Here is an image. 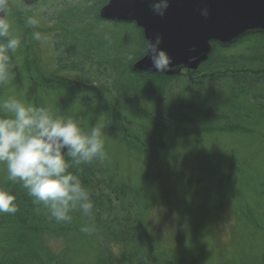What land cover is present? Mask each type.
<instances>
[{"label": "rangeland", "instance_id": "1", "mask_svg": "<svg viewBox=\"0 0 264 264\" xmlns=\"http://www.w3.org/2000/svg\"><path fill=\"white\" fill-rule=\"evenodd\" d=\"M100 1L44 0L27 9L22 0H10L11 35L22 43L13 55L14 77L2 87L0 99L14 96L26 104L45 107L56 116L78 121L85 132L92 126L101 127L107 158L93 161L101 178H93L88 190L93 201L100 198L101 191H110L109 187L123 192L113 207L103 200L107 212L98 217L94 214L95 230L90 235L80 230L87 222L80 211L71 213V223H56L43 208L42 217L65 234L43 239V249L37 252L41 264H138L141 259L153 264L167 259L181 264H264V85L255 86L247 96L238 94L232 85L211 86L199 101L205 116L187 113L182 118L168 117L167 111L182 101L199 105L184 94L180 84L174 85L158 106L140 96L121 110L117 128L132 137L131 143H125L124 133L115 132L116 126L90 96L51 83L55 76H63L80 87L94 81L109 84L108 72L99 69L100 58L115 56L128 64L144 52L132 24L98 23L87 15L77 25L76 17L83 9L94 10ZM29 16L39 19V26L32 28L41 33L39 41L26 31L31 28L26 26ZM58 17L62 20L54 21ZM65 26L70 31L78 29L80 44L71 42L70 46L77 54L74 60L83 64L82 71L60 70V54L52 37L55 27L61 30ZM28 44L37 51L31 53L39 60L36 68L42 72V82L32 79L24 66ZM230 46L221 53L237 58L264 57V44L258 38ZM90 57L96 58L94 65L86 59ZM248 67L255 70L260 66L253 63ZM159 122L166 124V129ZM229 124L246 131H222ZM7 182L6 171L0 166V187H6ZM9 215L0 214V258L7 245L3 243L6 234L12 231L6 218Z\"/></svg>", "mask_w": 264, "mask_h": 264}, {"label": "trees", "instance_id": "2", "mask_svg": "<svg viewBox=\"0 0 264 264\" xmlns=\"http://www.w3.org/2000/svg\"><path fill=\"white\" fill-rule=\"evenodd\" d=\"M106 3H108V0H101L96 6L93 7L94 10L90 8L88 9V7L83 9L85 11H82V13L76 17V20L78 21L77 25L82 23L85 20L84 16L87 15H89V17L92 16V19L98 21V23L102 22L99 18L98 11L100 7ZM25 7L27 9H31V7H27L26 5ZM60 20H62L61 17L54 19V21L59 22ZM61 24L64 25L65 22ZM63 27L61 30H57V27H55L56 29L52 28L54 31H56V34L52 37V44L55 51L60 54L58 57V63L61 67L60 70L66 72L82 71L83 64L80 61L76 62V59L74 60V57L77 54L71 50L70 46L71 42L80 44L78 37H76L78 29L76 31H70L71 29H69L67 26H65V28ZM132 27L137 29L139 33V42L141 47L144 49V52L141 53L138 58L128 62V64L122 63L124 60L121 62L119 58L115 56L105 60L100 58V60L97 61L99 69L108 72V79L111 80L109 84L104 83L101 85V83L94 81L90 82L89 86L83 85L80 87L76 83H73L71 79H66L63 76H55V82H51L58 83L62 89H68L71 92L81 91L82 93L90 96L91 101H96L98 104L97 107H99V110L104 115V117H106L109 122H112L113 125L116 126V130L114 129L115 132L122 133V136L124 131H120L117 128L119 125L118 123L121 110L123 109V106L126 107L129 104L136 102L140 96L144 97V99L149 101L152 105L158 106L161 105V103L170 95V89H173L174 85L180 84L181 88H183L184 94L193 97L198 101L199 105H196V103L194 104L182 101L180 104L172 108V110L170 109L167 111L168 117L175 116L177 118H182L187 113L194 115L201 113V115L205 116L206 114L201 112L199 109V107H201L199 101L201 99V93L203 91H208L211 86H218L220 84L229 86L232 85L235 87L236 91H238V94H246L247 96L253 90V88H255V86L264 85V57H227L221 52L229 50L228 48L231 46L223 47L217 43L213 44V52L209 60L201 65L198 70L183 71V73L180 75L172 77L166 76L164 74L150 75L135 73L132 71V66L138 59H142V57L145 55V52L147 51V44L145 42L142 30L137 28L135 25H132ZM26 31L32 36V28H27ZM47 32L50 33L51 30H48ZM251 38H258V40L264 44V34L259 32L245 36L236 43ZM30 45L31 44H28L26 46L27 49L25 50L26 59L24 66L26 68L27 74L31 75L32 79H34L36 82H42L41 78H39L40 75L42 77V72L36 68L39 60L35 61L36 58L32 57V53H36L37 51ZM11 59L14 65L15 60L13 55ZM86 59H88L90 61L89 63L92 65H94L96 62V58L93 57ZM253 63L259 64V69L254 70L248 67ZM34 69L36 70L32 75V70ZM45 82L50 83L47 81ZM1 90L2 87H0V93L2 92ZM166 108H171V106H167ZM163 119L160 121L163 122ZM157 124L160 127L166 129V124L161 122ZM222 131L245 132L246 130L240 126L229 124L227 127L222 128ZM124 135L123 141L125 143H131L130 139L132 137L126 133H124ZM131 146H133V144H131ZM141 146L146 147L144 145ZM133 148L139 150V148L135 145ZM95 167L97 168V166L92 162L91 164H84L79 168L74 167L70 168L69 170L78 175L83 185L89 189L87 185L90 182H93V178L95 180L101 178V176H99L100 171L98 170L97 172L94 169ZM5 186V189H8L16 196L15 203L17 205L18 211L15 214H11V216L9 215L6 217L10 221L12 231L6 234L7 236L3 241V243H6L7 245L2 248L3 255L0 258V264H41L37 252L39 249H43V239H46L51 234L61 236L62 234H65V230L61 227H51L50 222L46 220V218L42 217L43 207L34 205L32 198L27 194V190L22 188L20 184H13L8 181ZM108 190L110 191H101L99 193L100 198L94 201V214H96L97 217L104 215L105 212H107L106 209H104L103 200H107L111 207H113L115 203H119L121 201L120 193L123 192L120 191V188L109 187ZM90 194L94 199L93 193L90 192ZM98 206L101 209H99ZM37 208H39V210H37ZM13 216H16L17 219L14 220L9 218ZM120 236H123L122 232H120ZM117 239L119 240L120 238ZM142 260L143 259L139 260L138 264H153L147 260ZM154 264L181 263L175 259H167L163 260L162 263L155 261Z\"/></svg>", "mask_w": 264, "mask_h": 264}, {"label": "clouds", "instance_id": "3", "mask_svg": "<svg viewBox=\"0 0 264 264\" xmlns=\"http://www.w3.org/2000/svg\"><path fill=\"white\" fill-rule=\"evenodd\" d=\"M166 7V0H157L153 10L162 14ZM11 11L10 0H0V87L13 79L11 57L22 43L11 35ZM26 26L37 28L39 19L27 17ZM32 36L41 40L38 31ZM150 55L157 70L168 67L162 51L153 47ZM106 158L101 127L92 126L85 132L78 121L56 116L45 107L26 104L14 96L0 99V166L7 180L26 189L33 204L46 209L49 219L56 223H71V213L80 211L87 218L81 232L92 234L94 201L79 176L69 169ZM15 201L12 192L0 187V214H15Z\"/></svg>", "mask_w": 264, "mask_h": 264}, {"label": "water", "instance_id": "4", "mask_svg": "<svg viewBox=\"0 0 264 264\" xmlns=\"http://www.w3.org/2000/svg\"><path fill=\"white\" fill-rule=\"evenodd\" d=\"M28 6L41 0H23ZM157 0H109L100 10L102 20L135 23L144 32L147 54L135 73L179 75L207 62L213 42L230 45L252 31L264 32V0H166L163 13L153 10ZM162 51L168 67L157 70L151 50Z\"/></svg>", "mask_w": 264, "mask_h": 264}]
</instances>
